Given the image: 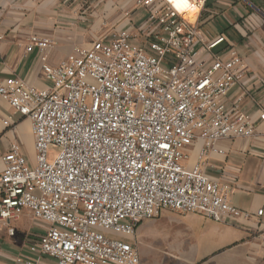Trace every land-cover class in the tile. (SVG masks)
I'll return each mask as SVG.
<instances>
[{
  "label": "built area",
  "instance_id": "1",
  "mask_svg": "<svg viewBox=\"0 0 264 264\" xmlns=\"http://www.w3.org/2000/svg\"><path fill=\"white\" fill-rule=\"evenodd\" d=\"M177 2L134 0L147 11L146 27L130 23L74 47L57 65L42 55L44 88L16 76L0 82V100L30 121L34 137L32 164L16 143L0 156V227L28 209L45 225L31 250L58 264H140L125 237L163 210L216 221L262 214L231 205L230 186L200 163L183 164L194 141L203 142L202 153H223L219 139L252 135L255 123L236 104L225 108L228 91L244 76L238 53L213 55L207 66L199 58V47L211 52L225 38L208 40L200 28L206 0H187L194 16ZM51 45L32 35L26 50L43 53ZM52 146L58 152L49 161Z\"/></svg>",
  "mask_w": 264,
  "mask_h": 264
},
{
  "label": "crops",
  "instance_id": "2",
  "mask_svg": "<svg viewBox=\"0 0 264 264\" xmlns=\"http://www.w3.org/2000/svg\"><path fill=\"white\" fill-rule=\"evenodd\" d=\"M146 18L147 11L136 7L134 0H0V82L16 76L44 88L42 55L47 64L57 65L74 47L108 38L130 23L137 30L146 27ZM200 28L208 40L225 37L211 52L199 47L205 66L213 55L227 57L231 48L242 58L241 85L228 91L225 108L236 104L240 112L253 117L255 129L249 136L219 139L216 146L223 153H202L203 142L194 141L184 150L183 164L200 163L206 175L229 185L231 205L252 214L263 212L250 219L216 221L200 213L163 210L140 222L134 235L125 239L134 244L140 264H264V120H259L264 110V0H206ZM32 35L46 36L52 45L43 53L36 46L27 51ZM8 116L9 124L4 125ZM13 143L32 164L31 123L0 100V156ZM44 230L45 225L23 209L0 227V264H24L17 261L20 257L36 264H58L30 249Z\"/></svg>",
  "mask_w": 264,
  "mask_h": 264
},
{
  "label": "clouds",
  "instance_id": "3",
  "mask_svg": "<svg viewBox=\"0 0 264 264\" xmlns=\"http://www.w3.org/2000/svg\"><path fill=\"white\" fill-rule=\"evenodd\" d=\"M175 6L180 9L181 11L188 10L191 16L195 15L196 8L193 5H189L187 0H178Z\"/></svg>",
  "mask_w": 264,
  "mask_h": 264
},
{
  "label": "rangeland",
  "instance_id": "4",
  "mask_svg": "<svg viewBox=\"0 0 264 264\" xmlns=\"http://www.w3.org/2000/svg\"><path fill=\"white\" fill-rule=\"evenodd\" d=\"M57 152H58L57 146H52L48 150V155H47L48 160L51 161ZM76 264H82V263L81 262H77Z\"/></svg>",
  "mask_w": 264,
  "mask_h": 264
}]
</instances>
